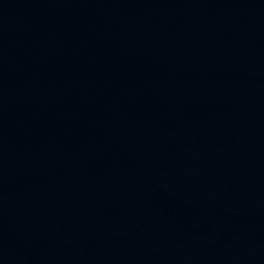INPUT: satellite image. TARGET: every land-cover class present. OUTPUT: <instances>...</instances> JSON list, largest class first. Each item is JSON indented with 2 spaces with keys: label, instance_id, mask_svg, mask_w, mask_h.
Returning a JSON list of instances; mask_svg holds the SVG:
<instances>
[{
  "label": "water",
  "instance_id": "obj_1",
  "mask_svg": "<svg viewBox=\"0 0 264 264\" xmlns=\"http://www.w3.org/2000/svg\"><path fill=\"white\" fill-rule=\"evenodd\" d=\"M0 264H264V0H0Z\"/></svg>",
  "mask_w": 264,
  "mask_h": 264
}]
</instances>
